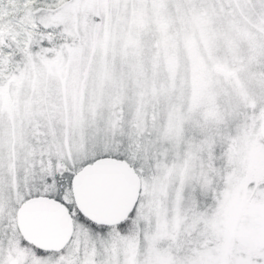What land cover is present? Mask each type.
<instances>
[{"label":"snow or ice","instance_id":"6c2138e0","mask_svg":"<svg viewBox=\"0 0 264 264\" xmlns=\"http://www.w3.org/2000/svg\"><path fill=\"white\" fill-rule=\"evenodd\" d=\"M0 264H264V0H0Z\"/></svg>","mask_w":264,"mask_h":264}]
</instances>
